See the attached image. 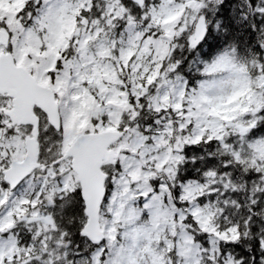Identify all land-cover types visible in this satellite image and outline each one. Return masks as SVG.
Returning a JSON list of instances; mask_svg holds the SVG:
<instances>
[{"label":"snow or ice","instance_id":"6c2138e0","mask_svg":"<svg viewBox=\"0 0 264 264\" xmlns=\"http://www.w3.org/2000/svg\"><path fill=\"white\" fill-rule=\"evenodd\" d=\"M0 264H264V0H0Z\"/></svg>","mask_w":264,"mask_h":264}]
</instances>
